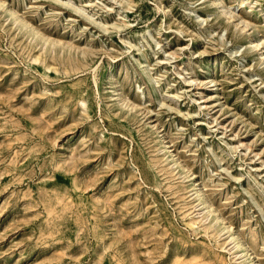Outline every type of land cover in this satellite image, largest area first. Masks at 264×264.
I'll return each instance as SVG.
<instances>
[{"label":"rangeland","instance_id":"374dc122","mask_svg":"<svg viewBox=\"0 0 264 264\" xmlns=\"http://www.w3.org/2000/svg\"><path fill=\"white\" fill-rule=\"evenodd\" d=\"M0 264H264V0H0Z\"/></svg>","mask_w":264,"mask_h":264},{"label":"bare ground","instance_id":"6f19581e","mask_svg":"<svg viewBox=\"0 0 264 264\" xmlns=\"http://www.w3.org/2000/svg\"><path fill=\"white\" fill-rule=\"evenodd\" d=\"M226 13H227V12H226ZM226 13H225V14H226ZM251 44H252V43H251Z\"/></svg>","mask_w":264,"mask_h":264}]
</instances>
